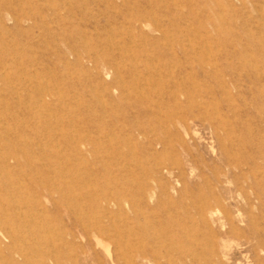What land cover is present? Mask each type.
Wrapping results in <instances>:
<instances>
[{"label":"rangeland","instance_id":"obj_1","mask_svg":"<svg viewBox=\"0 0 264 264\" xmlns=\"http://www.w3.org/2000/svg\"><path fill=\"white\" fill-rule=\"evenodd\" d=\"M0 264H264V0H0Z\"/></svg>","mask_w":264,"mask_h":264},{"label":"bare ground","instance_id":"obj_2","mask_svg":"<svg viewBox=\"0 0 264 264\" xmlns=\"http://www.w3.org/2000/svg\"><path fill=\"white\" fill-rule=\"evenodd\" d=\"M46 21V20H45ZM161 38V37H160ZM158 61H159V59H158ZM172 62V61H171ZM163 63V62H162ZM177 63V62H176ZM175 63V64H176ZM164 64V63H163ZM166 64V63H165ZM165 66V65H164ZM179 66V65H178ZM171 68H172V66H170ZM173 67H175V65L173 66ZM163 68V67H162ZM156 70V69H155ZM164 70H165V68H164ZM171 70V69H170ZM159 71V70H158ZM172 71H173V69H172ZM179 71V70H178ZM136 72H138V71H136ZM156 73H157V71H155ZM169 72H171V71H168V73ZM185 72V71H184ZM165 73V72H164ZM183 73V72H182ZM157 74H159V73H157ZM184 74V73H183ZM160 75V74H159ZM170 75V74H169ZM177 75V74H176ZM175 75V76H176ZM150 76H151V74H149V76H148V78H150ZM158 76V75H157ZM179 76H181V75H179ZM156 76L154 75V78H155ZM147 77H143V79L144 80H146L147 81V79H148ZM153 78V79H154ZM157 78V77H156ZM158 79H159V76H158ZM171 80H170V82L172 81V83H173V85H174V89H171V90H169L168 88V92L166 93L165 92V90H162V94H164V95H166L167 97H168V102H172V103H178V101H179V93H181V92H179V90H178V88H177V84H178V80H176V79H172V78H170ZM179 79H180V77H179ZM150 80V79H149ZM159 81V80H158ZM165 81V80H164ZM181 83H182V80L180 81ZM195 82V81H194ZM165 83V82H164ZM167 83V82H166ZM165 83V84H166ZM152 84V83H151ZM153 85V84H152ZM151 85V86H152ZM167 85H169V83L167 84ZM172 85V86H173ZM165 86V85H164ZM149 87V86H148ZM153 87H155V86H153ZM152 87V88H153ZM138 88V86H134L133 87V91L135 92V94L137 93L138 94V91L136 90ZM164 88H166V87H164ZM163 88V89H164ZM171 88V87H170ZM150 89V88H149ZM137 91V92H136ZM155 92L157 93V91L155 90ZM159 92H161L160 90H159ZM140 93V92H139ZM142 94V93H141ZM158 94V93H157ZM140 95V94H139ZM157 97H158V95H157ZM157 102H160V101H162V100H164V96H160V97H158L157 99ZM197 105L198 106H200V102H197ZM190 106V105H189ZM188 106V107H189ZM176 115V114H175ZM175 115H172V117L171 118H173V116H175ZM60 147V146H59ZM64 147V146H63ZM63 183V182H62ZM15 199V198H14ZM96 228V231H105V232H108V230H107V228L104 226V227H99V226H96L95 227ZM93 236H94V238L96 239V242L97 243H100V239H99V237H98V235L96 234V233H93ZM107 243V242H106ZM220 243V242H219ZM108 244V243H107ZM230 244V243H229ZM230 248V247H229ZM105 249L108 251V253H109V246L108 245H105ZM224 251H226V250H224ZM219 252H221V250L219 251ZM223 252V251H222ZM227 252H229V251H227ZM111 254V253H110ZM110 254H109V256H110ZM225 256H227V255H225ZM116 257V256H115ZM142 257H144V258H146L147 256H146V254H143L142 255ZM121 258V257H120ZM228 258V257H227ZM203 260V259H202Z\"/></svg>","mask_w":264,"mask_h":264}]
</instances>
